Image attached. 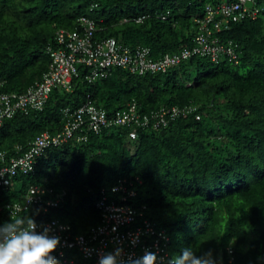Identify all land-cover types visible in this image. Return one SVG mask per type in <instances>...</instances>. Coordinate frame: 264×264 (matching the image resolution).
<instances>
[{
  "label": "trees",
  "instance_id": "obj_1",
  "mask_svg": "<svg viewBox=\"0 0 264 264\" xmlns=\"http://www.w3.org/2000/svg\"><path fill=\"white\" fill-rule=\"evenodd\" d=\"M201 1L206 7L233 0H0V91L23 92L39 80L50 64L48 46L58 44V29H75L81 15L98 21L97 35L147 45L155 58L192 46L199 30L195 18L205 14V7L194 10ZM141 14L148 17L133 20ZM219 35L238 45V58L197 55L144 74L114 67L94 81L80 65L72 90L56 87L42 110L7 118L0 150L18 156L39 133L61 130L68 120L64 109H76L89 94L110 114L133 100L143 112L194 107L166 126L140 129L135 139L129 128L113 125L88 140L49 147L34 172L16 177L22 195H13L21 199L31 184H42L53 188L46 197L65 191L63 201L47 211L32 205L22 217H58L84 233L101 222L97 198L103 189L121 201L124 193L113 189L118 180L139 176L129 201L145 206L146 216L167 229L170 246L177 236L178 254L191 246L197 256L211 251L217 264H264V8Z\"/></svg>",
  "mask_w": 264,
  "mask_h": 264
},
{
  "label": "built area",
  "instance_id": "obj_2",
  "mask_svg": "<svg viewBox=\"0 0 264 264\" xmlns=\"http://www.w3.org/2000/svg\"><path fill=\"white\" fill-rule=\"evenodd\" d=\"M255 3L256 0H234L223 1L218 5L207 4L204 16L195 18L199 30L194 44L179 51L166 52L159 58L153 56L151 47L147 45L130 46L115 36L97 38L98 21L88 15H81L75 29H58V44L48 46L50 64L39 80L23 92L0 91V128L7 118L17 112L42 110L54 88L72 90L74 79L80 75V65L87 67L86 78L94 81L106 77L114 67H124L131 72L144 74L148 71H166L197 55L218 60L222 54L227 53L236 59L239 56L236 50L238 45L233 40L224 42L219 34L231 28L236 21L250 16L257 17L261 9ZM147 17L148 14H141L133 20L143 22ZM167 17V14L162 15L163 19ZM193 109L192 105L183 108L173 105L143 112L137 101L133 100L126 107L110 114L89 94L87 100L76 109H64L68 120L61 130L39 133L28 149L18 156H9L6 150H0V194L14 184L17 176L34 172L38 159L49 147L60 146L73 138L88 140L92 132L98 133L113 125L129 128L130 137L135 139L140 129L166 126L171 119ZM136 180L142 181L139 176L118 180L113 189L124 193L121 201L110 199L103 189L101 197L97 198L101 222L90 226L84 233H75L71 223L58 217L34 220L37 232L49 227V235L59 237L60 243L51 253L58 264H83L81 257L90 264H98L101 255L114 253L117 248L122 249L118 261H125L129 256L140 257L148 250L157 254V264H167L173 256L170 252L171 235L166 228L159 227L146 216L145 206L138 207L129 201L137 193ZM48 192H53V188L31 184L21 200L0 204V226L10 222L5 217H22V213L35 204L42 205L44 211L58 207L66 193L62 191L46 197ZM136 237L138 240L133 244L131 241ZM229 250L232 252V249ZM69 251L78 252L79 257L70 256Z\"/></svg>",
  "mask_w": 264,
  "mask_h": 264
},
{
  "label": "clouds",
  "instance_id": "obj_3",
  "mask_svg": "<svg viewBox=\"0 0 264 264\" xmlns=\"http://www.w3.org/2000/svg\"><path fill=\"white\" fill-rule=\"evenodd\" d=\"M259 7L260 14L264 7ZM36 228L37 225L33 219L29 218L25 221L22 217H13L10 222L0 226V264H58L51 253L60 243L59 237L50 236L49 227H44L41 232H37ZM137 240L138 237L133 238L131 242L135 244ZM121 252L122 249L117 248L114 253L108 252L101 255L98 264H157L158 257L155 252L145 250L140 257L129 256L125 261H118ZM221 261L222 259L219 263L224 264ZM167 264H217V261L213 259L211 251L197 256L193 248L188 246L182 248L179 254L173 255Z\"/></svg>",
  "mask_w": 264,
  "mask_h": 264
},
{
  "label": "rangeland",
  "instance_id": "obj_4",
  "mask_svg": "<svg viewBox=\"0 0 264 264\" xmlns=\"http://www.w3.org/2000/svg\"><path fill=\"white\" fill-rule=\"evenodd\" d=\"M171 5V4H170ZM259 5L260 6H264V0H262L261 2H259ZM171 7V6H170ZM205 7V3H203L202 1L199 3L198 5V9H194V10H197V11H203ZM196 8V7H195ZM94 17H99V13H94L93 14ZM101 36L100 35H97V38H100ZM224 57V55H222V58ZM5 132V128H3L1 130V134H3ZM51 168V167H50ZM130 177H133L132 174L130 175ZM53 180V177L52 175H49L47 181H52ZM28 183V182H27ZM139 182L137 181V184ZM29 184V183H28ZM15 185V186H14ZM22 186H23V182L21 179H15L14 180V184L13 186L9 187V189H5L1 194H0V204H6L7 202L9 201H15V200H21L20 198H17L15 195L13 194H19V197H21L22 195ZM37 209H41L39 207H37ZM68 220V219H67ZM83 230L80 229L79 232H82ZM177 241H178V238L177 236H174V243L173 245L171 246V252L173 253V255L175 254H178V248H177ZM69 255L72 256V257H79V253L78 252H75V251H69ZM82 261L83 262H86L87 260L83 259V257H81ZM87 264H90L87 262Z\"/></svg>",
  "mask_w": 264,
  "mask_h": 264
}]
</instances>
